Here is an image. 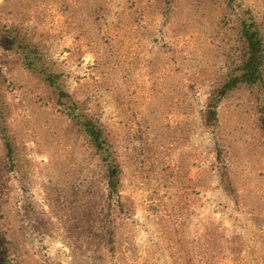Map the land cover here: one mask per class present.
Returning <instances> with one entry per match:
<instances>
[{"label": "rangeland", "instance_id": "obj_1", "mask_svg": "<svg viewBox=\"0 0 264 264\" xmlns=\"http://www.w3.org/2000/svg\"><path fill=\"white\" fill-rule=\"evenodd\" d=\"M247 13L264 39V0H0L10 264H264V96L240 86L205 122L241 62ZM5 35L30 42L103 129L120 197L109 198L106 163L71 100L59 103Z\"/></svg>", "mask_w": 264, "mask_h": 264}, {"label": "trees", "instance_id": "obj_2", "mask_svg": "<svg viewBox=\"0 0 264 264\" xmlns=\"http://www.w3.org/2000/svg\"><path fill=\"white\" fill-rule=\"evenodd\" d=\"M242 42L241 62L226 77L222 85L216 89L211 97L205 114V122L208 126H213L218 121V104L228 94L238 89L240 86L257 87L264 96V39L261 28L251 13H247V18L241 21ZM6 46L16 48L23 57L27 67L40 74L45 79L48 86L56 89L58 93V102L62 103L64 99L68 103V114L73 123L86 135L91 146L101 156L106 163V176L108 180V195L113 198L115 195L120 197V166L115 159L110 144L104 135L103 129L92 119H89L83 112H77L76 105L72 102V96L62 89L59 82L60 76L53 72H48L44 60L40 57L37 49L26 39L17 36L5 35ZM262 127L264 130V111L261 116ZM3 136L4 131L1 130ZM7 147L12 152V147L7 143ZM224 182L228 181V176L223 175ZM227 191L230 186L225 187ZM0 264H10L2 248V239L0 236Z\"/></svg>", "mask_w": 264, "mask_h": 264}]
</instances>
